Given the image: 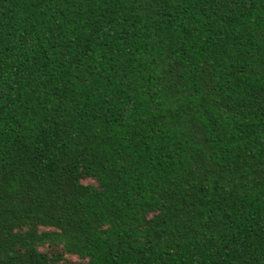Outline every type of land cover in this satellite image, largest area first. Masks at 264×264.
<instances>
[{"label":"trees","instance_id":"trees-1","mask_svg":"<svg viewBox=\"0 0 264 264\" xmlns=\"http://www.w3.org/2000/svg\"><path fill=\"white\" fill-rule=\"evenodd\" d=\"M0 264H264V0H0Z\"/></svg>","mask_w":264,"mask_h":264}]
</instances>
